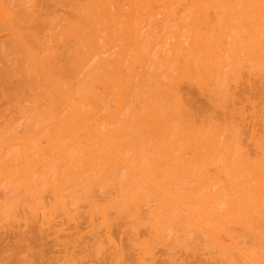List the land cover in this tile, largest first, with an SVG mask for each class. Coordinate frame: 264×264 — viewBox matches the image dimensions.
Returning a JSON list of instances; mask_svg holds the SVG:
<instances>
[{
	"label": "bare ground",
	"instance_id": "1",
	"mask_svg": "<svg viewBox=\"0 0 264 264\" xmlns=\"http://www.w3.org/2000/svg\"><path fill=\"white\" fill-rule=\"evenodd\" d=\"M1 94L0 264H264V0H0Z\"/></svg>",
	"mask_w": 264,
	"mask_h": 264
},
{
	"label": "rangeland",
	"instance_id": "2",
	"mask_svg": "<svg viewBox=\"0 0 264 264\" xmlns=\"http://www.w3.org/2000/svg\"><path fill=\"white\" fill-rule=\"evenodd\" d=\"M2 93H4V92H2ZM9 93H10V92H9ZM9 93H7V99H6V100L9 99V100H11L12 102H14V101H15V95H16V94L14 93V91H11L10 94H9ZM5 95H6V94H4V98L2 97V94L0 95V97H1L2 99H4V100L1 99L2 103L0 102V106H1V105H4L3 107H0V112H1L2 110H4L3 108H5L6 106H8V105L5 104V101H6V100H5ZM13 95H14V96H13ZM9 96H11V97H9ZM5 105H6V106H5ZM15 241H16V240H15ZM29 242L33 244V242H32L31 240H30ZM29 242H28V243H29ZM28 243H27V244H28ZM35 247H36V246H35ZM36 248H37V247H36ZM36 248H35V249H36ZM35 249H34V250H35ZM39 250H40V249H39ZM35 252H36V250H35ZM37 252H39V251H38V248H37ZM44 255L46 256V253H45ZM45 260H46V259H44L43 261H45ZM40 261H41V260H40ZM36 263L38 264V262H36ZM44 263L46 264L47 262H43L42 264H44ZM39 264H41V263H39Z\"/></svg>",
	"mask_w": 264,
	"mask_h": 264
}]
</instances>
